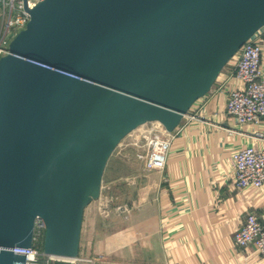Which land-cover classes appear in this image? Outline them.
Instances as JSON below:
<instances>
[{
    "label": "water",
    "instance_id": "95a60500",
    "mask_svg": "<svg viewBox=\"0 0 264 264\" xmlns=\"http://www.w3.org/2000/svg\"><path fill=\"white\" fill-rule=\"evenodd\" d=\"M0 56V264H73L107 163L138 127L174 131L264 27V0H38Z\"/></svg>",
    "mask_w": 264,
    "mask_h": 264
},
{
    "label": "crops",
    "instance_id": "0c3cea01",
    "mask_svg": "<svg viewBox=\"0 0 264 264\" xmlns=\"http://www.w3.org/2000/svg\"><path fill=\"white\" fill-rule=\"evenodd\" d=\"M236 57L172 132L163 170L146 205L136 199L124 226L96 236L86 211L80 252L147 264H264L254 245L240 247L234 234L250 212L264 220V186L236 184L234 153L264 148V118L238 124L226 109L229 92L243 83ZM138 197V196H137ZM118 215V216H119Z\"/></svg>",
    "mask_w": 264,
    "mask_h": 264
},
{
    "label": "built area",
    "instance_id": "2783aa9c",
    "mask_svg": "<svg viewBox=\"0 0 264 264\" xmlns=\"http://www.w3.org/2000/svg\"><path fill=\"white\" fill-rule=\"evenodd\" d=\"M37 1L28 0V4L33 6ZM0 6L2 11L0 56H2L8 53L13 37L25 27L29 13L24 9L22 0H0ZM235 57L234 75L243 86L229 92L226 109L238 124H247L264 118V27L242 46L233 58ZM172 132H168L160 124V127L150 130L144 136L147 138V149L140 158L148 171H160L165 168L167 154L174 138ZM233 159L237 186L243 188L264 186V148L244 147L234 153ZM110 203L109 197L100 200L99 210L104 216L110 213ZM115 209L117 213L127 215L132 208L129 204H119ZM43 229V222L37 220L33 246L15 248L14 252L26 255L27 264L63 262L64 259L47 255L35 247V242ZM234 240L240 247L254 245L264 259V220H260L256 213L250 212L243 225L235 231ZM102 258L103 256H98V259ZM78 259L81 258L78 257L72 262ZM87 261L90 262L91 259Z\"/></svg>",
    "mask_w": 264,
    "mask_h": 264
},
{
    "label": "rangeland",
    "instance_id": "374dc122",
    "mask_svg": "<svg viewBox=\"0 0 264 264\" xmlns=\"http://www.w3.org/2000/svg\"><path fill=\"white\" fill-rule=\"evenodd\" d=\"M1 12L0 9V25L2 23ZM158 127H160L158 122H149L138 127L128 134L112 153L104 172L101 195L85 209L86 227L91 219L90 226L95 228L96 236L106 235L124 226L122 222L124 216L121 217L117 213L115 209L117 205L131 204L137 199L143 207L146 205L147 198L153 194L155 187L152 183L155 181L157 172L148 171L140 155L144 154L147 149V138L144 136ZM105 197H109L111 203L109 215L104 216L99 210V203ZM78 257L81 259L75 260L73 264H147L143 261L138 263L123 259L119 261L108 258L98 259V255L88 256L83 250ZM86 259H91V261Z\"/></svg>",
    "mask_w": 264,
    "mask_h": 264
},
{
    "label": "trees",
    "instance_id": "16d2710c",
    "mask_svg": "<svg viewBox=\"0 0 264 264\" xmlns=\"http://www.w3.org/2000/svg\"><path fill=\"white\" fill-rule=\"evenodd\" d=\"M44 233H45V230L44 229L41 230L40 234L38 236V240L35 242V243H37V246H35V247H37L41 251L43 250ZM56 263H58V262H55L54 264H56Z\"/></svg>",
    "mask_w": 264,
    "mask_h": 264
},
{
    "label": "bare ground",
    "instance_id": "6f19581e",
    "mask_svg": "<svg viewBox=\"0 0 264 264\" xmlns=\"http://www.w3.org/2000/svg\"><path fill=\"white\" fill-rule=\"evenodd\" d=\"M60 258H62V259H64V260L66 259V258H64V257H60Z\"/></svg>",
    "mask_w": 264,
    "mask_h": 264
}]
</instances>
